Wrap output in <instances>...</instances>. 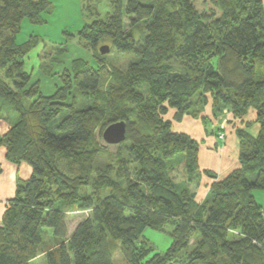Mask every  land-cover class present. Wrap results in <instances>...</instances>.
I'll use <instances>...</instances> for the list:
<instances>
[{
    "label": "trees",
    "instance_id": "trees-1",
    "mask_svg": "<svg viewBox=\"0 0 264 264\" xmlns=\"http://www.w3.org/2000/svg\"><path fill=\"white\" fill-rule=\"evenodd\" d=\"M95 1L85 0L92 15ZM209 2L208 11H199L193 0H110L106 19L80 32L98 66H74L45 96L25 71L30 47L17 37L25 19L41 24L54 6L0 0V101L18 118L0 148L8 161L33 170L6 205L0 264L36 260L47 230L58 245L45 254L48 264H117V254L123 264H264V209L252 195L264 190V1ZM141 23L146 33L137 41L132 31ZM102 45L136 59L126 71L114 68L105 88ZM209 105L214 119L231 113L245 127L255 110L260 131L255 137L236 128L240 167L214 181L197 203L200 176L217 175L200 171L199 143L174 131L166 116L174 109L176 121L200 118ZM64 110L69 114L51 132ZM6 114L0 107V119ZM122 121L126 140L99 165L105 148L97 129L103 137ZM73 211L88 215L69 233ZM166 226L173 244L155 253L142 235Z\"/></svg>",
    "mask_w": 264,
    "mask_h": 264
},
{
    "label": "rangeland",
    "instance_id": "rangeland-1",
    "mask_svg": "<svg viewBox=\"0 0 264 264\" xmlns=\"http://www.w3.org/2000/svg\"><path fill=\"white\" fill-rule=\"evenodd\" d=\"M156 1L158 0H142L145 4ZM193 1L199 11H208L211 7L209 0ZM51 2L54 8L52 12L46 13L42 16L43 23L33 24L29 21V19H25L22 22L21 31L17 37V43L19 45L30 47L29 53L23 60L25 64V71L31 74L32 83H39L41 93L45 96L54 94L56 90L63 85L62 79L64 74L74 72V70H72L74 66H83L86 64L91 67L98 66L97 59L94 57L96 53L93 52V50L88 47L86 42L81 39L80 32L87 23H91L97 19H106L107 15L112 11L110 0L95 1V8H97L98 15H92L88 12L85 0H51ZM145 25V23H141L132 31L137 41L141 40L145 35ZM101 57V60L104 62L102 65L105 66L101 71L103 88L106 87L105 84L107 83V77H109V73H112L114 68L126 71L136 60L132 54L119 53L116 49H110L108 53L104 55L102 54ZM68 102L71 103V100ZM3 104H5V102L0 101V107L4 108L7 114L5 116L6 118L0 119V138L8 131L9 126L15 124L18 119L15 110L10 105ZM78 106L79 108L83 107V103L78 101ZM210 108V105L207 106L200 118H194L200 119V121L203 122L204 127L207 126V124H205L207 121H203L204 118L211 121L209 117L204 116L206 110L207 113L209 110H212ZM68 114L69 111L64 110L50 124V131L57 133V126ZM230 114L231 113H225L223 117L221 116L222 120H226V115ZM171 115L172 111L168 113L166 118L169 119L172 117ZM174 116L175 115H173L172 118L173 120H175ZM216 120H218V118ZM233 120L231 123L238 121L234 118ZM229 126L230 124L223 125L222 133L226 135V131ZM100 134L101 129L99 128L96 131V136L101 146L105 148V151L102 153V156L99 158L97 163L99 165H103L111 159V156H115L117 154L118 146L107 145ZM210 137L211 135L208 132L207 138L200 141L196 140L199 143V152L200 147L201 149L206 148L211 151H218L219 143L211 144L209 142ZM200 171L203 173L206 170ZM209 171L213 172L212 170ZM32 173L33 170L28 164H14L8 161L6 158L5 148H0V225L3 224V215L6 210L7 203L9 200L16 197L18 183H24L29 180ZM203 176L207 177L206 173H203L200 176L199 184L196 188L195 186H190L192 189L195 188V201L196 199L202 200V196L205 193L206 185L204 186L202 181L207 179L205 177L203 179ZM179 184L178 190H182L184 187ZM87 192L91 193V189ZM252 195L264 209V190H255ZM204 200H202L201 203ZM87 215L88 212H69L67 217L69 233H71L75 227L87 217ZM142 237L149 241V243L153 246L155 253H165L173 244L172 229L169 226H166L163 230L146 228ZM191 242L194 243L195 239H192ZM42 248L41 255L30 264H48L45 254L48 251L57 250L56 248H58V245L53 239L51 231H46ZM116 262L117 264H123L122 257L119 254L116 255Z\"/></svg>",
    "mask_w": 264,
    "mask_h": 264
},
{
    "label": "crops",
    "instance_id": "crops-1",
    "mask_svg": "<svg viewBox=\"0 0 264 264\" xmlns=\"http://www.w3.org/2000/svg\"><path fill=\"white\" fill-rule=\"evenodd\" d=\"M264 1V0H263ZM211 109V108H210ZM172 117L169 120H172L173 130L176 132L186 133L190 135L195 140H203L207 138L208 132L211 135L209 142L211 144H218V151L208 150L206 148L200 147L199 152V165L200 170H212L213 173L217 175V179H210L209 177H204L207 180H203L202 183L205 186V193L202 196V200L205 199L209 192V187L214 181L222 180L226 178L233 170L240 167L239 163V142L236 135V127L245 128L252 136H257L260 131V126L255 122L256 120V111L250 110L248 115L244 118L245 123L251 122L252 125L245 127V124L242 123V120L237 122H232V114L226 115V120H222L221 117L218 120L213 118L212 111L204 113V116L209 117L211 120L207 122V126L204 127L203 122L200 119H194L189 116H184L183 119L179 121L173 120V115H175V110L171 109ZM170 115V114H169ZM223 117V116H222ZM234 121V120H233ZM241 123V124H240ZM230 124L226 131V135L222 133L223 125ZM239 125V126H236ZM208 130V132H207ZM216 132V133H215ZM224 135V137H222ZM208 184V185H207ZM209 186V187H208ZM198 197V196H197ZM202 200H197V203H201Z\"/></svg>",
    "mask_w": 264,
    "mask_h": 264
},
{
    "label": "water",
    "instance_id": "water-1",
    "mask_svg": "<svg viewBox=\"0 0 264 264\" xmlns=\"http://www.w3.org/2000/svg\"><path fill=\"white\" fill-rule=\"evenodd\" d=\"M110 51L109 46H102L100 48L101 54H106ZM127 126L125 122H116L109 125L104 133L103 138L109 145H119L126 140Z\"/></svg>",
    "mask_w": 264,
    "mask_h": 264
},
{
    "label": "built area",
    "instance_id": "built-area-1",
    "mask_svg": "<svg viewBox=\"0 0 264 264\" xmlns=\"http://www.w3.org/2000/svg\"><path fill=\"white\" fill-rule=\"evenodd\" d=\"M222 137H224V135H222Z\"/></svg>",
    "mask_w": 264,
    "mask_h": 264
}]
</instances>
